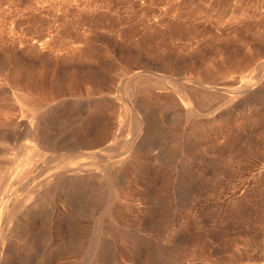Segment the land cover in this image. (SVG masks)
Returning <instances> with one entry per match:
<instances>
[{"label":"rangeland","instance_id":"374dc122","mask_svg":"<svg viewBox=\"0 0 264 264\" xmlns=\"http://www.w3.org/2000/svg\"><path fill=\"white\" fill-rule=\"evenodd\" d=\"M2 69L7 81L0 75V86H31L36 95L50 98V108L75 101L83 109L85 87L101 82L103 92L118 98L113 111L101 114L117 135H130L124 107L143 95L129 98L131 79L165 80L166 90L145 91L158 130L154 134L167 147L184 130L180 142L193 137L194 145L182 147L168 177L156 166L159 173L147 169L144 178L122 180L125 196L113 206L129 235L137 228L146 234L145 252L122 251L111 241L103 264H264V0H0V74ZM245 82L252 84L249 90ZM187 85L201 93L208 85L209 91L232 94L234 103L217 110L220 102H214L212 109L193 100ZM185 95L199 104L197 109L204 107L198 111L211 108L206 126L198 119H192L195 126L185 123L165 106L167 98L181 101ZM0 107L2 117L14 120L30 114L9 96ZM58 123L65 127L64 121ZM189 180L191 192L185 186ZM103 206L100 201L98 213ZM82 223L86 240L93 219L86 216ZM80 259L70 256L67 264Z\"/></svg>","mask_w":264,"mask_h":264},{"label":"bare ground","instance_id":"6f19581e","mask_svg":"<svg viewBox=\"0 0 264 264\" xmlns=\"http://www.w3.org/2000/svg\"><path fill=\"white\" fill-rule=\"evenodd\" d=\"M0 75L3 76V80L7 81V73H4L3 69ZM86 77L88 81L90 74ZM258 77L261 78L260 74ZM83 78L81 81L84 80ZM165 84L163 78L137 76L131 79L129 87L132 88L129 90V98L132 100L137 93H143V95L140 101L132 103L130 108L124 107L125 127L130 130V135H117L113 130V122L101 118L102 113L113 111L118 104L116 96L101 90V82L85 87L83 95L87 102L81 110L77 108L75 101L70 104H61L59 108H50V98L36 95L35 91L33 92L30 88L31 86L13 83L0 86V101L5 96H9L16 104L30 113L25 120H14L8 115H3V117L0 115L2 123V128H0V264H67L70 256L80 255L82 259L78 264H103L109 259V242L111 241L117 242L122 251L125 248L131 251L140 248L145 250L146 234H142L137 228L135 229L136 234L129 235L127 230L121 226L122 216L118 208L113 206V202L125 196L123 186H121L122 180L141 179L147 174L145 173L147 169H153L156 166L162 167L164 177H168L173 171V168H170L171 165L179 160L178 156L182 152V147L188 145L186 147L189 148L194 145L195 139H191L193 137L189 140L185 139L184 143L180 142L179 138L183 139L184 130L176 132L167 147L162 142L163 140L154 134L158 133V130H155L150 102L148 98H145V91L166 90ZM174 86L181 85L174 83ZM243 87L249 90L252 84L245 82ZM210 88L211 86H205L206 94L205 91H203L204 94L199 92L194 86L188 87L187 85L184 89L199 104L209 105L220 102V105H216L220 107L216 109L222 108V110H224V105L229 106L228 103L232 102V94L223 96L220 92L209 91ZM167 91L166 94H169ZM247 92L246 96H248ZM235 94H240V91ZM236 95L235 97L238 96ZM238 97L234 100L238 101ZM192 105L193 102L191 104L187 95L185 99L182 97L181 101L175 97L165 100V106L173 116L181 117L185 123L198 119L200 124L206 126L207 121L204 118L209 115L211 117L210 109L214 105H209L210 109L208 106L210 112L204 111L206 109L200 112L199 108L197 109L198 106L194 104L195 107H193ZM202 105L200 107L204 108ZM222 110L219 109L218 113ZM1 111L0 107V113ZM58 121H64L65 127L58 126ZM175 121L178 122V120ZM166 130L164 132L168 133L169 130ZM159 134L161 135L162 131ZM102 143L103 145L99 146ZM111 153L114 156L109 157ZM158 170L157 173L160 172ZM178 186L181 187L180 184ZM185 186L186 191L193 190L190 180ZM155 196L154 200L162 203L159 201L162 199ZM100 201L104 202V206L98 213L96 208ZM86 216L93 219V224L89 238L85 240L83 239L85 226L82 222ZM119 256L121 259L122 253Z\"/></svg>","mask_w":264,"mask_h":264}]
</instances>
